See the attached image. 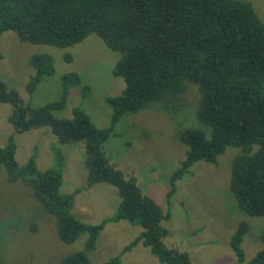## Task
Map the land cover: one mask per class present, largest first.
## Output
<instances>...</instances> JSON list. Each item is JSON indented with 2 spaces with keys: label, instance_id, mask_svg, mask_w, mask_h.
<instances>
[{
  "label": "trees",
  "instance_id": "1",
  "mask_svg": "<svg viewBox=\"0 0 264 264\" xmlns=\"http://www.w3.org/2000/svg\"><path fill=\"white\" fill-rule=\"evenodd\" d=\"M16 32L19 39L67 47L95 33L108 48L120 53L111 73L124 86L105 97L111 108L109 124L97 127L80 107L69 118L53 110L65 105L70 86L81 84L73 72L61 76L57 100L33 107L23 103L18 92L0 79V102L11 104L8 122L13 133L48 126L60 144L83 142L86 183L106 182L119 196L112 214L97 223L77 218L71 208L79 188L62 193L63 156L55 146L54 165L38 169L35 152L20 165L16 141L10 133L0 146V169L9 181L21 178L32 185L41 206L56 221V232L65 243L85 235L82 249L66 254L60 264H92L87 253L95 248L104 225L125 220L141 230L119 254L98 264H123L120 255L136 244L148 247L165 264H192L186 251L167 246L169 216L145 194L134 175L124 174L102 150L114 125L127 112L158 100L180 106L188 82L198 89L196 117L205 128L185 127L177 136L186 146L183 158L168 177V195L175 183L195 162H216L226 146L239 148L230 164L229 186L238 207L250 215H264V21L247 0H0V35ZM2 54L0 52V58ZM34 72L26 89L32 92L45 74L53 72L52 58L33 53L28 58ZM82 93L87 90L83 85ZM240 221L229 237L236 263L244 261ZM262 243L247 264H264Z\"/></svg>",
  "mask_w": 264,
  "mask_h": 264
},
{
  "label": "rangeland",
  "instance_id": "2",
  "mask_svg": "<svg viewBox=\"0 0 264 264\" xmlns=\"http://www.w3.org/2000/svg\"><path fill=\"white\" fill-rule=\"evenodd\" d=\"M247 1L264 21V0ZM0 52V79L18 92L23 103L36 107L57 100L61 76L73 72L81 84L69 87L64 107L53 110V115L69 118L72 108L80 106L95 126H108L111 108L105 97L118 94L124 81L111 73L120 53L108 48L98 35L91 33L77 43L59 47L22 41L16 32L5 30L0 35ZM33 53L49 55L53 72L43 75L29 92L26 83L34 68L28 58ZM83 85H87L85 93ZM198 96L196 84L188 82L178 107L172 100H158L125 113L101 150L124 174L134 175L142 191L169 211L162 222L168 231L163 239L167 246L186 251L192 264H238L228 241L238 223L245 221L247 230L241 240L244 261L239 264H247L262 246L264 215L242 211L230 190V164L239 148L226 146L216 162H195L168 195V177L186 149L178 139L179 130L205 128L196 117ZM11 108V104L0 102V146L13 133L7 119ZM13 137L18 163L22 165L35 152L40 170L54 165L52 149L58 147L63 156L60 191L80 189L71 208L77 218L97 223L113 213L119 199L115 186L101 181L83 187L87 168L82 141L60 144L48 126L14 132ZM140 230L139 225L125 220L105 224L95 248L87 253L89 261L98 264L119 254ZM84 239L81 234L71 243L61 241L54 216L36 200L32 185L21 178L9 181L6 171L0 169V264H60L66 254L82 249ZM120 258L123 264H165L139 243L122 252Z\"/></svg>",
  "mask_w": 264,
  "mask_h": 264
}]
</instances>
